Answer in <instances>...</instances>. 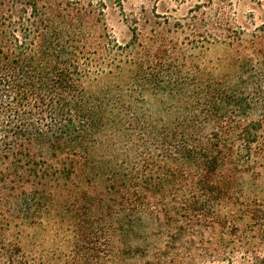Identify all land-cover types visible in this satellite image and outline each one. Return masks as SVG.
<instances>
[{
	"label": "trees",
	"instance_id": "1",
	"mask_svg": "<svg viewBox=\"0 0 264 264\" xmlns=\"http://www.w3.org/2000/svg\"><path fill=\"white\" fill-rule=\"evenodd\" d=\"M101 16L0 0V259L43 264L11 232L47 219L74 232L75 264L116 242L144 264H264V205L243 199L264 165V26L229 84L189 69L190 51L241 39L225 12L192 16L193 49L149 18L120 44Z\"/></svg>",
	"mask_w": 264,
	"mask_h": 264
},
{
	"label": "rangeland",
	"instance_id": "2",
	"mask_svg": "<svg viewBox=\"0 0 264 264\" xmlns=\"http://www.w3.org/2000/svg\"><path fill=\"white\" fill-rule=\"evenodd\" d=\"M93 7L97 10L103 9L99 26L106 27L120 44L131 39L137 18H149V24L145 26L151 28L154 22H159L164 28L178 33L180 42H184L191 49L194 46L190 39L194 36L189 34L192 28L195 29L191 25L193 23L189 21L192 16L202 13L213 16L225 12L229 25L243 32L241 39L222 36L217 43L212 41L206 43V47L201 50L190 51L192 55L189 69L229 84L236 82L240 61L245 58H256L251 40L254 34L262 37L259 29L264 26V0H93ZM180 24L184 26V30L180 29ZM259 42H264V37ZM243 186L244 201L264 205V165H259L246 174ZM148 227L157 228L156 225L152 227L151 220H144L143 229ZM151 231L152 229L147 230ZM11 234L17 237L27 257L35 256L42 259L43 264H75L77 261L76 254L72 253L75 234L66 226L60 227L44 219L33 225L15 228ZM155 240L150 237L148 242L152 243ZM132 245L144 247L147 243L135 239ZM120 248L119 242L113 244L112 257L105 264H144L148 259L137 257L130 260L119 254ZM0 264H6L2 258Z\"/></svg>",
	"mask_w": 264,
	"mask_h": 264
}]
</instances>
